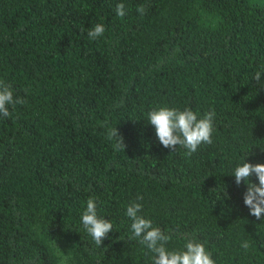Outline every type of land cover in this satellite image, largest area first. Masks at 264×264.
<instances>
[{
	"label": "trees",
	"instance_id": "16d2710c",
	"mask_svg": "<svg viewBox=\"0 0 264 264\" xmlns=\"http://www.w3.org/2000/svg\"><path fill=\"white\" fill-rule=\"evenodd\" d=\"M0 81L26 101L0 115V264H152L132 202L169 251L191 239L215 264H264V218L232 175L264 164V0H0ZM160 107L214 111L212 143L164 148ZM90 197L113 226L101 247L81 223Z\"/></svg>",
	"mask_w": 264,
	"mask_h": 264
},
{
	"label": "clouds",
	"instance_id": "9594fccd",
	"mask_svg": "<svg viewBox=\"0 0 264 264\" xmlns=\"http://www.w3.org/2000/svg\"><path fill=\"white\" fill-rule=\"evenodd\" d=\"M136 10L141 15L145 12L143 5H139ZM115 11L119 17L126 15L123 3L117 4ZM104 31L103 24H96L87 35L90 40H96L103 36ZM260 77L261 72H256L253 80L259 82ZM25 102L22 98L14 97L11 87L0 81V115L5 118L9 117V106L15 107ZM214 116V111H209L198 118L197 114L188 108L181 111L176 108L160 107L150 111L147 119L148 123L154 127L155 135L164 148L174 151L177 146H180L187 150L186 155H191L201 144L212 143ZM107 139L114 141V150L124 151L125 144L116 127L108 128ZM232 175L237 185L242 181L246 185L243 203L248 207L250 215L257 220L264 218V164H251L245 162L244 159L242 164L234 168ZM253 175L258 180V184L250 182ZM136 199L142 200L143 197L137 196ZM142 207V204L132 202L126 207L125 215L131 221L130 239L138 240L153 254L152 264H215L211 253L205 249V246L191 239L184 245L183 250L169 251L166 245L171 236L162 232L158 227H153L150 219L139 215ZM81 223L84 231L97 247H101L102 241L113 230L109 220L98 217L97 204L95 198L92 197L88 199L81 215ZM241 247L247 250L249 243L245 241Z\"/></svg>",
	"mask_w": 264,
	"mask_h": 264
}]
</instances>
